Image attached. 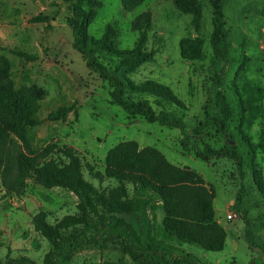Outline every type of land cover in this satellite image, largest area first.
Returning a JSON list of instances; mask_svg holds the SVG:
<instances>
[{
	"label": "rangeland",
	"instance_id": "374dc122",
	"mask_svg": "<svg viewBox=\"0 0 264 264\" xmlns=\"http://www.w3.org/2000/svg\"><path fill=\"white\" fill-rule=\"evenodd\" d=\"M96 1L87 33L98 39L106 25L111 24L119 31L114 41L118 50L135 46L140 33L134 30V20L139 16L149 18L145 50L152 53V58L127 70L126 76L135 85L154 82L159 95L143 92L135 96L147 98L156 109L163 107L182 116L193 139L203 138L215 147L225 140L234 142L243 157L244 175L238 174L234 161L227 157L204 161L193 152L182 151L179 129L128 117L120 106L112 104L106 81L89 71L72 47V32L66 23L72 14L71 3L0 0V61L8 65L11 85L20 91L17 107L29 112L33 107L27 106L38 104L32 117L39 124L23 126L20 121L31 149L41 156V162L53 161L59 166L68 161L70 152L78 158L83 178L107 194L119 186L116 178L106 174L108 152L127 140L136 141L139 149L154 147L172 164L197 172L213 188V205L228 233V241L220 252L186 241L192 248L188 255L199 264H264V254L250 247L244 237L243 220L245 215L253 235L264 239V0H225L223 6L229 52L221 89L231 107L225 135L211 127L205 113L216 70L209 41L211 0H198L196 8H188L185 2H181L183 8L179 7L174 0ZM182 38L200 46L197 57L181 55ZM13 50L32 54L36 59L26 61ZM105 60L110 64L117 62L115 56ZM163 92L170 93L178 103L168 100ZM73 102L75 108L64 121L46 119L51 110ZM10 135L19 141L13 132ZM125 191L133 206L131 213L123 215L128 221L135 222L137 216L149 213L155 217L164 213L163 201L153 190L140 183L125 182ZM238 193L241 202L236 209ZM78 204L79 199L71 190L46 187L33 172L16 193L7 191L0 176V264L19 256L42 264L51 244L35 229L33 216L44 211L47 222L53 224L66 214H80ZM228 213L235 215L228 218ZM230 236L237 241L235 249ZM133 240L139 245H168L170 249L163 250L165 254L174 250L170 244L152 237L133 236ZM102 263L134 264L117 241L105 240L84 246L63 264Z\"/></svg>",
	"mask_w": 264,
	"mask_h": 264
},
{
	"label": "trees",
	"instance_id": "16d2710c",
	"mask_svg": "<svg viewBox=\"0 0 264 264\" xmlns=\"http://www.w3.org/2000/svg\"><path fill=\"white\" fill-rule=\"evenodd\" d=\"M71 3L72 14L66 23L72 32V47L78 51L89 71L106 81L109 99L112 104L122 108L128 117H141L147 122H157L161 126L177 128L181 137L179 145L184 152H193L204 161L212 157H227L234 161L237 172L243 177V157L238 146L225 140L219 147L211 145L203 138L194 139L188 134L183 117L161 107L156 109L147 98L139 95L148 92L159 95L154 82L133 84L126 76L127 70L152 58L145 50L149 18L139 16L134 20V30L140 37L132 49L118 50L114 41L119 36L118 29L107 24L103 35L96 39L87 33V25L95 14L96 0H63ZM182 7L196 8L198 0H174ZM225 0H211L210 46L215 66L213 93L205 107L210 125L217 133L225 135L231 117V107L221 89L222 71L229 52V31L223 15ZM183 8V7H182ZM199 45L188 38L180 40V52L185 58H195ZM14 54L26 61L36 56L13 50ZM107 56H115L117 62L110 64ZM20 91L15 90L9 80L8 65L0 61V176L8 192H19L27 176L33 172L37 180L46 187L60 186L71 190L79 199L80 214H66L55 223L46 220V213L39 211L32 222L36 230L50 242L51 248L44 255L42 264H63L72 255L100 240L117 241L122 251L134 264H199L195 259L182 254L166 255L156 247L139 245L133 240V225L123 215L133 211L132 200L126 197L125 182L140 183L156 192L163 201L165 230L172 236L197 243L208 251H221L225 244V231L214 219V190L208 187L203 178L188 167H179L169 162L156 148L146 146L141 149L134 140H127L112 148L106 157V174L116 178L119 186L105 194L82 176L80 163L76 156L68 152V161L62 166L53 161L41 162V156L31 149L22 131L23 126H34L39 120L32 117L38 108L34 103L28 111L17 107ZM163 95L177 102L170 93ZM158 101V100H157ZM155 100V102H157ZM76 102L69 106L51 110L46 119L64 121L66 114L75 108ZM26 108V109H27ZM20 113L21 115H19ZM13 132L19 141L10 133ZM198 130L194 129V134ZM70 151V150H69ZM241 194L235 198L234 207L239 208ZM244 237L250 247L258 248L264 254V239L254 236L244 215ZM1 264H39L26 256L10 258ZM114 264V263H102Z\"/></svg>",
	"mask_w": 264,
	"mask_h": 264
},
{
	"label": "crops",
	"instance_id": "0c3cea01",
	"mask_svg": "<svg viewBox=\"0 0 264 264\" xmlns=\"http://www.w3.org/2000/svg\"><path fill=\"white\" fill-rule=\"evenodd\" d=\"M213 209H214V219L223 227L225 231V244H224V247H225L228 241V233H227L226 227L223 226L222 221L217 217V213L215 211L214 205H213ZM149 210L151 209L149 208L148 211ZM163 218H164V213L160 212V214H158V216L156 217L153 215V213H149L147 215L142 216L141 218H138L137 216L136 219H134L136 220L135 222L132 220H129L133 225V236L134 237L141 236L142 238L145 237L147 239H149V237H152L154 241H158V242L162 241L163 244H170L172 246L171 249H174V250L169 253H166V255H169L171 253H178V254H183V255L185 254L184 256L193 258V257H190V255H188L192 250L191 246L188 244L190 242H186L188 240L172 236L168 232H166L164 228V224H163ZM168 235L174 238L181 239L184 242H181V243L178 241L174 242L175 240L173 238L172 239L168 238L169 237ZM230 237H231L230 238L231 246L234 247V249L237 248V241H234L232 236ZM149 244L156 247L162 252H166L163 250L170 249L168 245L159 246L161 243H159V245L154 244V243L153 244L149 243ZM176 249H179V251ZM217 252H220V251H217ZM205 256H207V254H205Z\"/></svg>",
	"mask_w": 264,
	"mask_h": 264
},
{
	"label": "built area",
	"instance_id": "2783aa9c",
	"mask_svg": "<svg viewBox=\"0 0 264 264\" xmlns=\"http://www.w3.org/2000/svg\"><path fill=\"white\" fill-rule=\"evenodd\" d=\"M234 215H235V214H233V213H228L227 217L230 218V217H232V216H234Z\"/></svg>",
	"mask_w": 264,
	"mask_h": 264
}]
</instances>
